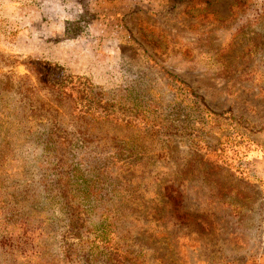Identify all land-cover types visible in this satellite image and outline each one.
Here are the masks:
<instances>
[{
    "label": "rangeland",
    "instance_id": "374dc122",
    "mask_svg": "<svg viewBox=\"0 0 264 264\" xmlns=\"http://www.w3.org/2000/svg\"><path fill=\"white\" fill-rule=\"evenodd\" d=\"M0 264H264V0H0Z\"/></svg>",
    "mask_w": 264,
    "mask_h": 264
},
{
    "label": "trees",
    "instance_id": "16d2710c",
    "mask_svg": "<svg viewBox=\"0 0 264 264\" xmlns=\"http://www.w3.org/2000/svg\"><path fill=\"white\" fill-rule=\"evenodd\" d=\"M31 71L34 73L38 85L37 90L46 89L60 103H67L72 109H76L79 116L86 118L94 115L100 121L126 118L122 107L115 108L114 104L104 100L100 91H97L92 83L78 75H63L57 65L44 61L31 60ZM30 91V98H34V91ZM36 102L45 107L46 103L37 98Z\"/></svg>",
    "mask_w": 264,
    "mask_h": 264
}]
</instances>
